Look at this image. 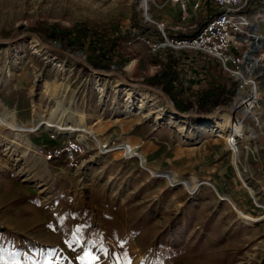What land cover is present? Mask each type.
I'll return each mask as SVG.
<instances>
[{
    "label": "rangeland",
    "instance_id": "1",
    "mask_svg": "<svg viewBox=\"0 0 264 264\" xmlns=\"http://www.w3.org/2000/svg\"><path fill=\"white\" fill-rule=\"evenodd\" d=\"M140 1L0 0V114L6 108L12 122L32 129L0 124V264H151L157 245L178 248L163 253L162 264H264V151L257 134L247 143L234 136L239 157L233 163L234 150L218 134L220 112L213 118L179 116L151 90L115 75L84 73L77 59L22 35L33 31L62 48L52 23L56 29L84 20L126 25L134 12L151 28L156 22L182 30L194 27L207 9L215 11L208 0H153L149 20ZM252 6L247 12L256 44L239 47L242 78H229L233 92L223 104L232 107L243 79L254 82L252 120L264 135V17H256L264 13V0ZM7 37L19 38L2 40ZM163 47L175 49L136 36L101 70L112 68L132 82L154 85L162 74L155 52ZM88 49L65 50L89 61L95 56ZM179 50H188L180 67L187 94L167 95L179 112H197L194 92L211 81L198 66L206 54ZM251 82L243 94L250 93ZM45 120L90 129L103 142L136 147L138 155L93 149L75 165L45 161L31 149L56 142L53 133L59 141L75 134L38 125ZM250 128L245 121L246 134ZM170 173L194 178L197 188L170 182ZM236 210L257 220L247 223Z\"/></svg>",
    "mask_w": 264,
    "mask_h": 264
},
{
    "label": "trees",
    "instance_id": "2",
    "mask_svg": "<svg viewBox=\"0 0 264 264\" xmlns=\"http://www.w3.org/2000/svg\"><path fill=\"white\" fill-rule=\"evenodd\" d=\"M253 2L248 5L245 11L253 10ZM221 12L208 11L205 16H200L194 25V27L187 29H170L163 27L164 33L154 26L149 27L145 23L139 21L135 13L132 14L131 21L124 25L119 21L111 19L105 22L84 20L77 27H59L58 24H50V28H53L54 39L58 41L60 46L65 49L83 48L85 45H89V51L95 57L88 62L95 69L109 68L111 63L114 62L117 55L120 52L121 44L127 41H131L136 36H142L145 39H151L154 44L164 42L165 37L168 38H186L192 37L197 34L211 19L220 15ZM171 47L162 48V52H159V48L155 52V63L161 67L162 74L155 78L154 85L161 87V89L169 96H174L176 99L180 98L184 94L183 78L180 77V65L182 62V50L178 53ZM84 73H89L90 70L86 66H82ZM225 85H217L214 89L201 94V97H195L197 99L198 113L211 112L217 105L223 104V101L228 95H232V89L225 91ZM204 96V97H203ZM188 106H192L191 103ZM168 251H172L174 254L178 252V248H163L162 245H157L151 256V264H162V255Z\"/></svg>",
    "mask_w": 264,
    "mask_h": 264
},
{
    "label": "built area",
    "instance_id": "3",
    "mask_svg": "<svg viewBox=\"0 0 264 264\" xmlns=\"http://www.w3.org/2000/svg\"><path fill=\"white\" fill-rule=\"evenodd\" d=\"M178 1L171 0L173 3ZM212 1L221 14L211 19L197 34L186 38L165 37L164 43L161 42L155 45L168 44L175 49L200 51L215 58L224 71L231 76H235L243 69L242 58L238 54L239 47L247 42L252 44L251 39L256 35L251 28L252 20L248 12L245 11L248 5L254 2V0ZM155 24L158 29L162 32L164 31L162 28L163 24L156 22ZM249 49L250 45L248 51ZM240 63L241 68L236 69ZM251 83L252 85L254 84V82ZM241 87L242 85L239 86V88ZM236 94H238V90H236ZM67 131H74L75 134H69L67 138L59 141L57 135L53 133L51 134V140H57L56 142L48 145H37L33 149H30L34 155L45 161H58L67 165L77 164L84 155L93 149L100 154L119 149L120 151L122 150L123 156L130 157L135 155L132 154V148L136 149V147H132L126 143L113 144V142H103L96 134L88 132L87 129H68ZM61 132L64 133L65 130ZM57 133L59 132L57 131Z\"/></svg>",
    "mask_w": 264,
    "mask_h": 264
},
{
    "label": "bare ground",
    "instance_id": "4",
    "mask_svg": "<svg viewBox=\"0 0 264 264\" xmlns=\"http://www.w3.org/2000/svg\"><path fill=\"white\" fill-rule=\"evenodd\" d=\"M153 0H141L140 4L142 5L143 9L145 10V16L147 19L151 20L152 19V13L150 12L151 9V2ZM258 16H262L264 17V13H258L256 15V17ZM256 40V39H255ZM252 41V45L255 46L254 44H256V42ZM256 48V47H254ZM253 50V49H252ZM250 59V58H249ZM253 62V61H252ZM132 65L131 63L128 65V68L131 69ZM245 71V70H244ZM238 76L240 78H242V75L239 74L238 72ZM244 82H242V87L238 89V97H236L234 99V103L232 105V108L236 109L238 106H242L240 109V115H237L235 117L238 118L234 119L231 117V113H226V112H220L218 115V120H216L217 126L219 128V136L224 138L227 142V146L232 147V149H235V137L236 135H240L241 138L247 143L250 139H254L256 137V131L253 128L249 129V132L246 134L245 133V129H244V122L246 121V118H253V107L255 105L254 100H255V87L256 84L251 85L250 87V93L245 92L243 94L244 91H246L244 85L251 82L248 81L246 79H243ZM117 84L119 83V80H117ZM148 91V90H146ZM152 92L154 94H157L153 91H149ZM131 93V92H129ZM159 95V94H158ZM70 113H74V111L72 110ZM80 117L83 119V115L80 114ZM11 115L10 112L4 108L3 112L0 114V124H3L5 126L10 127L11 129L14 130H27L28 128L23 127L21 125H18L14 122L11 121ZM216 119V118H215ZM39 124H46L48 127H54L56 129L59 130H68V129H78V128H83V127H72V126H63V125H57L56 123H53L51 121H39ZM231 127L230 132L228 133V135L226 134L227 128ZM249 128V127H248ZM28 130H32L31 128ZM88 132H93L92 130H87ZM233 135V137H232ZM234 143V145H233ZM237 150V149H236ZM232 151V161L233 163H235V161L238 159L239 157V149L236 151ZM238 152V153H237ZM132 154L138 155L137 151L135 149H132ZM164 176V175H163ZM166 178L170 181V182H181L183 183V185H185V187H187L190 190L196 189L197 185H193L194 182V178L191 180H185V179H181L179 177H177V175L175 173H170L166 175ZM239 214V216L241 218H243L247 223H253L255 222L257 219L254 217H249L244 215L242 212L236 210Z\"/></svg>",
    "mask_w": 264,
    "mask_h": 264
},
{
    "label": "water",
    "instance_id": "5",
    "mask_svg": "<svg viewBox=\"0 0 264 264\" xmlns=\"http://www.w3.org/2000/svg\"><path fill=\"white\" fill-rule=\"evenodd\" d=\"M22 35H30L33 36L35 39L38 40L39 43L42 44V46H44L45 48L48 49H52V50H57L60 51L62 53H65L67 55L72 56L73 58L77 59L78 61H80L84 66H86L90 72L97 74V75H102V76H112L115 75L117 76L123 83L131 85L133 87H144L145 89H149L157 94H159L163 100L165 101L166 105L172 110V112L176 113L179 116H189L194 115L197 117H203V118H213L214 116L217 115V113L221 112V111H226L229 112L231 114H233L234 116L240 115V111L237 109H234L226 104H221L219 105L215 110L211 111V112H187V113H181L179 112L172 104L171 100L169 99L168 95L161 89V87L159 86H154V85H148V84H143V83H138V82H132L129 79H127L125 77V75L122 73V71L119 70H113L112 68L105 71V70H101V69H95L94 67H92V65L89 64L88 61H85L79 53H73L70 50H65L60 48L58 45H50L47 44L45 42L42 41V39L40 38V36L33 32V31H29L26 30L22 33ZM19 37L16 38H12V37H7V38H3L2 40L5 41H14L16 39H18ZM246 121L249 122L252 126V128L256 131L257 134V138L259 140L260 146L262 148V150L264 151V135L262 130L258 127V125L256 124V122H254L251 118H246Z\"/></svg>",
    "mask_w": 264,
    "mask_h": 264
},
{
    "label": "crops",
    "instance_id": "6",
    "mask_svg": "<svg viewBox=\"0 0 264 264\" xmlns=\"http://www.w3.org/2000/svg\"><path fill=\"white\" fill-rule=\"evenodd\" d=\"M208 2H209V6L211 8H213L215 11H217V8H216L215 4L213 3V1L212 0H208ZM173 4H175V3H173ZM209 10H211V9H207V11H209ZM198 18H197V20H198ZM197 20H196V22H197ZM184 51H188V50H182L181 51L182 57H183V60H182L183 63L185 62V60L188 59V58H186V53ZM159 52H162V48H159ZM175 52L178 53V49ZM197 52L201 53L200 51H197ZM203 55H205V54H203ZM155 57H156V55H155ZM205 57H206V59H201V61L198 64V66L209 75V77L211 78V81L204 88L196 89L195 92H194V95H196L195 97H201L200 96L201 94H206V92L214 89L217 85H219V86L220 85H225L224 90L225 91L230 90L231 89V83L229 81V78L231 77V75L228 74L226 71H224L221 68L220 64L218 63V61L215 58H213V57H211V56H209L207 54L205 55ZM209 59H211L212 61H214L215 64H217V66L216 67H213V65L210 64ZM197 61L198 60H196V62ZM180 67H181V65H180ZM200 68H196V69L197 70H201ZM181 76L183 78V84H184V94L182 96H185V93L187 94V92L185 90L186 89L185 77L183 76V72L182 71L180 72V77Z\"/></svg>",
    "mask_w": 264,
    "mask_h": 264
}]
</instances>
